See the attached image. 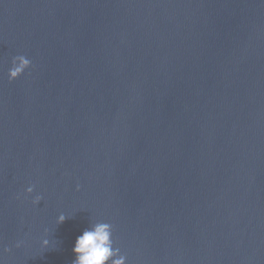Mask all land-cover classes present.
Segmentation results:
<instances>
[{"label": "water", "instance_id": "1", "mask_svg": "<svg viewBox=\"0 0 264 264\" xmlns=\"http://www.w3.org/2000/svg\"><path fill=\"white\" fill-rule=\"evenodd\" d=\"M95 222L126 264H264V0H0V264Z\"/></svg>", "mask_w": 264, "mask_h": 264}, {"label": "clouds", "instance_id": "2", "mask_svg": "<svg viewBox=\"0 0 264 264\" xmlns=\"http://www.w3.org/2000/svg\"><path fill=\"white\" fill-rule=\"evenodd\" d=\"M30 61L24 56H17L12 60V67L8 72L9 80L17 78L24 69L28 68ZM33 188L28 187L27 193H32ZM37 196L33 203L40 201ZM65 216L61 214L57 219V224L63 223ZM112 226L105 222L91 223L75 239L72 252L74 259L72 264H126V257L120 254L118 248L113 247ZM45 240L43 246L47 247Z\"/></svg>", "mask_w": 264, "mask_h": 264}]
</instances>
